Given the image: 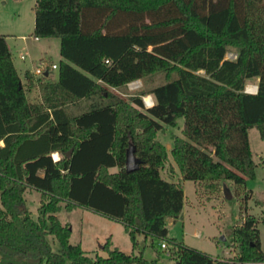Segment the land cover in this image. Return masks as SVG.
Returning <instances> with one entry per match:
<instances>
[{
  "label": "trees",
  "instance_id": "16d2710c",
  "mask_svg": "<svg viewBox=\"0 0 264 264\" xmlns=\"http://www.w3.org/2000/svg\"><path fill=\"white\" fill-rule=\"evenodd\" d=\"M33 35L59 39L55 79L26 70L22 83L0 33V264H158L109 239L106 255L70 242L56 212L75 207L120 222L133 249L139 234L165 240L177 264H264L250 213L232 231L231 259L168 236L166 219L181 216L184 191L161 173L169 157L157 136L183 118L169 149L183 179L215 189L254 177L248 129L264 137V0H35ZM156 73L166 80L148 91L123 98L111 90ZM251 78L255 92L245 91ZM34 85L40 97L31 101ZM81 102L87 109L75 111ZM129 143L141 163L127 172ZM27 189L40 192L37 218Z\"/></svg>",
  "mask_w": 264,
  "mask_h": 264
},
{
  "label": "rangeland",
  "instance_id": "374dc122",
  "mask_svg": "<svg viewBox=\"0 0 264 264\" xmlns=\"http://www.w3.org/2000/svg\"><path fill=\"white\" fill-rule=\"evenodd\" d=\"M34 2L35 0H0V33L6 34L15 65L23 79L26 66L34 70L40 62L58 63L61 58L57 37L34 38ZM20 53L25 54L24 59L19 57ZM226 56L232 58L235 56V52L229 50ZM55 73L56 69H53L49 78L55 79ZM137 80L136 87L129 88L126 85L124 88H111V90L121 97L127 98L129 94L141 90L148 91L152 86L163 83L166 79L163 73H156ZM256 86L257 79L251 78L246 81L245 90L252 91ZM146 95H149L153 101L152 94L145 92L142 95L145 106H147ZM86 104L87 102H81L75 111H84L87 109ZM182 124L183 118L179 117L175 126L166 125L157 135L165 144L169 157L165 167L161 169V173L163 176H171L175 181H179L184 191L181 216L176 219L172 217L166 219L168 236L212 257L231 259L238 252V244L232 240V231L234 227L242 223L244 215L250 213L258 219L260 245L264 251V203H257L258 200H264V137L260 136L256 127L248 129L250 148L256 167L254 177L247 178L245 186H237L231 180H221L215 189H207L192 180L181 178L172 160L169 151L171 147L170 134L171 132L180 133ZM54 155L57 156L56 153ZM170 163L175 166L177 171H169ZM114 169L116 168H111V170ZM224 185L231 192L230 198L225 197ZM24 197L31 215L37 218L40 192L36 189H27L24 192ZM56 215L62 223L69 224L70 242L81 241L82 248L90 255L96 253L106 255L103 244L109 239L112 246H117L126 252L132 250L135 253L141 252L147 259H156L158 264H177V261L167 253L166 247L162 246L164 244L168 247L165 240L139 234L138 244L133 249L132 242L120 222L89 209L75 207L66 210L62 208L56 212ZM48 239L52 249L58 250V241L52 236H48Z\"/></svg>",
  "mask_w": 264,
  "mask_h": 264
},
{
  "label": "water",
  "instance_id": "95a60500",
  "mask_svg": "<svg viewBox=\"0 0 264 264\" xmlns=\"http://www.w3.org/2000/svg\"><path fill=\"white\" fill-rule=\"evenodd\" d=\"M45 75H47V72H45ZM70 153H71V149L66 152V155L68 156ZM140 163H141L140 158H138L134 153V145L132 143H129L125 150V162H124L125 170L127 172L136 170L139 168ZM223 191L226 198H230L232 196L231 192L225 185L223 186Z\"/></svg>",
  "mask_w": 264,
  "mask_h": 264
},
{
  "label": "built area",
  "instance_id": "2783aa9c",
  "mask_svg": "<svg viewBox=\"0 0 264 264\" xmlns=\"http://www.w3.org/2000/svg\"><path fill=\"white\" fill-rule=\"evenodd\" d=\"M235 56H236V54H235ZM19 57L21 59H24L25 58V54L24 53H20ZM234 57H232V58H234ZM106 61H108V60H106ZM56 67H57V64H55V63L47 64L45 62H40V64L38 66H36L35 69L33 70V73L35 75H43V74H45V72L48 73L49 70L54 69ZM137 85H138V80H133V81H130V82L127 83V86L129 88L136 87ZM245 91H248V90H245ZM255 91H256V87L252 91H248V92H255ZM152 104H153V101L151 102V104H147V106H150ZM52 157L55 160V159L58 158V155L55 156L54 154H52ZM162 246L166 247V245H164V244H162Z\"/></svg>",
  "mask_w": 264,
  "mask_h": 264
},
{
  "label": "crops",
  "instance_id": "0c3cea01",
  "mask_svg": "<svg viewBox=\"0 0 264 264\" xmlns=\"http://www.w3.org/2000/svg\"><path fill=\"white\" fill-rule=\"evenodd\" d=\"M22 38L24 39V36H22ZM35 39H38L37 37H34ZM6 42H7V45H8V48H9V50H10V46H9V44H8V41H7V36H6ZM23 49V48H22ZM11 51V50H10ZM11 53H12V51H11ZM61 57V56H60ZM61 59V58H60ZM59 59V60H60ZM12 61H13V64H14V66H15V68H16V70H17V73H18V75H19V77H20V79H21V82L22 83H25V77H24V79H23V77L21 76V74H20V72L18 71V69H17V67H16V65H15V61H14V58H13V55H12ZM59 62V61H58ZM54 63V62H53ZM55 64H58V63H55ZM25 69V71L26 70H29L31 73H33V70L32 69H30V68H28L27 66L24 68ZM54 69H56V71H57V67L56 68H54ZM52 70L53 69H51V74H50V76L52 75ZM55 75L57 76V73H55ZM27 97L31 100V101H36V100H38L39 99V97H40V95H39V91H38V87H37V85H34L33 87H31L30 89H28L27 90ZM36 98V99H34V98ZM34 99V100H33ZM2 143V141H0V144ZM57 154L58 155V153L57 152H53L52 154ZM178 178H179V176H178ZM84 209H86V208H84ZM170 219H172V218H170ZM80 244H81V241L79 242Z\"/></svg>",
  "mask_w": 264,
  "mask_h": 264
},
{
  "label": "bare ground",
  "instance_id": "6f19581e",
  "mask_svg": "<svg viewBox=\"0 0 264 264\" xmlns=\"http://www.w3.org/2000/svg\"><path fill=\"white\" fill-rule=\"evenodd\" d=\"M145 101L147 102L146 104H151V102H152L151 97L149 95H146Z\"/></svg>",
  "mask_w": 264,
  "mask_h": 264
}]
</instances>
